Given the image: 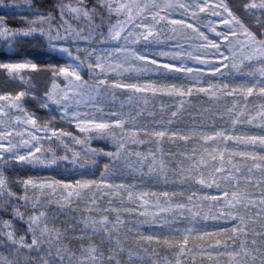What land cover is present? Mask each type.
Listing matches in <instances>:
<instances>
[{"label": "snow or ice", "instance_id": "6c2138e0", "mask_svg": "<svg viewBox=\"0 0 264 264\" xmlns=\"http://www.w3.org/2000/svg\"><path fill=\"white\" fill-rule=\"evenodd\" d=\"M0 5L28 13L19 25L0 15L4 46L38 41L67 61H0L21 82L29 70L51 84L0 94V212L11 216H0V264H264V0ZM199 94L225 103L209 124L176 127ZM28 97L47 119L23 106ZM164 99L168 118L144 120ZM166 141L192 147L166 153ZM10 166L75 175L13 180ZM82 193L85 230L57 226L48 206Z\"/></svg>", "mask_w": 264, "mask_h": 264}, {"label": "rangeland", "instance_id": "374dc122", "mask_svg": "<svg viewBox=\"0 0 264 264\" xmlns=\"http://www.w3.org/2000/svg\"><path fill=\"white\" fill-rule=\"evenodd\" d=\"M67 2V0H66ZM213 2H217V0H213ZM230 4H235L236 0H227ZM245 2H248V0H245ZM258 2V0H257ZM5 3H7V0H5ZM10 3H12V0H10ZM0 8V12H1ZM6 10V9H5ZM234 10L238 11V14L242 17L244 16L243 12H240L238 9L234 8ZM22 11H16L14 12L17 14H20ZM256 15H259V13H256ZM246 22H248L246 20ZM96 23L99 24L100 21L96 20ZM81 26H83L81 24ZM0 50H4L9 54H13V57L6 59V60H0V61H12V62H24L27 60H32L33 62L44 64V63H60L64 64L67 63L66 60L60 59H54L52 56L49 55V50L46 45L39 43L38 41H30V42H24L22 41L19 45H17L15 48L9 49L6 46L3 45L2 42H0ZM25 75V82L19 81L18 78H13L9 76L8 73H6L3 69H0V94L4 92H15L25 89L27 91L35 90L36 95H40L44 90L49 88L51 86L50 80L48 79L47 75L45 73H36L29 70L24 71ZM60 83H63V81H60ZM163 103L166 105H171L173 102L170 99H164V100H157L155 101L154 107L150 109L151 112L155 114V116H144V120H151L153 118L155 119H167L168 115L166 112H161L159 105ZM225 101H212L207 97L206 94H199L198 99H194L192 101V106L186 105V111L179 117V120L176 122V127H182L184 124L191 123L193 120H196L197 123L203 122L205 124H209L211 122V113H214L217 108H222ZM230 103V101L228 102ZM24 107H28L30 110L37 111L38 117H44L47 119V114L45 112L39 111L37 107V102L33 100L31 97L26 98V102L23 105ZM174 110V109H173ZM199 113V115H197ZM59 127H64L68 131H74L78 133V130L69 127L65 124H58ZM143 138V137H142ZM94 146L104 147L103 142L96 143L94 142ZM148 145H141L138 147L137 150L140 151H146L148 149ZM163 149L167 153L168 151L171 152H177L184 151L186 148L191 149L192 145H186L181 141H176L175 143L166 141L162 145ZM153 150H156L155 146H152ZM179 158V157H177ZM105 161L100 160V164L102 165ZM7 176L11 177L13 180L17 178H27L28 176L32 177H44V176H54L57 179H63L66 177L71 178L75 175L71 170L65 172L62 169L56 170V171H47V170H40V169H31V168H24L20 166H10L8 169H4ZM96 176H99V172H96ZM147 183L151 184V181H146ZM14 190H19L18 185L13 184ZM31 195V193H30ZM86 193H82L80 199H77L76 197H71V204L68 203H61L56 204L53 203L48 206V209H50L51 213H54L56 217V224L59 227L64 228H76L78 230L84 231L86 226L82 223L83 218L87 215L82 210L86 207L85 200L87 198ZM51 199H57L59 198L55 194L50 196ZM103 207H107L106 204L102 205ZM115 206V205H114ZM23 210V209H22ZM0 216H4V218H11L9 213L6 212H0ZM111 219H114V216L110 217ZM14 224H16L17 228H23L24 225L21 224L19 221L14 220ZM219 226L222 227H228L230 226L228 222L225 221H217L216 222ZM183 226V225H180ZM90 234V229L87 230ZM145 235H151L156 234L160 231L159 227H150V226H143L140 230ZM94 239L99 242L100 237L96 236ZM65 243H70L73 249L75 250L76 247V241L73 237V234L71 231L67 233V238L64 241ZM127 247H132L134 250H136L135 242L132 240H129L126 242ZM145 247H152L155 248L156 251L159 253V256L162 258L166 255H168L167 250L157 247L156 245H148L145 243ZM35 255V253H33Z\"/></svg>", "mask_w": 264, "mask_h": 264}, {"label": "trees", "instance_id": "16d2710c", "mask_svg": "<svg viewBox=\"0 0 264 264\" xmlns=\"http://www.w3.org/2000/svg\"><path fill=\"white\" fill-rule=\"evenodd\" d=\"M34 4H39L41 7H51L54 3H56V0H33ZM5 5H11L10 0H7V3ZM0 8L2 9L0 12V15L5 16L8 20L14 21L16 25H19L22 23L18 19L20 16L28 15L26 11H22L20 14H17L14 12H9L8 10H5L6 8L4 5H0ZM13 57V54H9L4 50H0V60H6Z\"/></svg>", "mask_w": 264, "mask_h": 264}]
</instances>
